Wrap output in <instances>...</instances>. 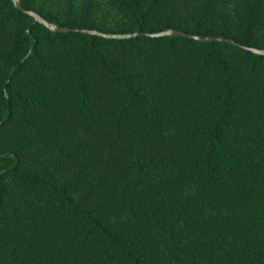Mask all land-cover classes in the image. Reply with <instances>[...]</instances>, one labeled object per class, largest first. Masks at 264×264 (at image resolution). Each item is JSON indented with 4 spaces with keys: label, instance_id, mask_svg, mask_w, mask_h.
I'll use <instances>...</instances> for the list:
<instances>
[{
    "label": "trees",
    "instance_id": "1",
    "mask_svg": "<svg viewBox=\"0 0 264 264\" xmlns=\"http://www.w3.org/2000/svg\"><path fill=\"white\" fill-rule=\"evenodd\" d=\"M18 2L138 34L0 0V264H264V0Z\"/></svg>",
    "mask_w": 264,
    "mask_h": 264
},
{
    "label": "water",
    "instance_id": "2",
    "mask_svg": "<svg viewBox=\"0 0 264 264\" xmlns=\"http://www.w3.org/2000/svg\"><path fill=\"white\" fill-rule=\"evenodd\" d=\"M12 4L20 9L21 11L27 13L32 17L34 21H37L44 25L46 28H48L51 31L55 32H61V31H80L88 34H96V35H101L103 37H110V38H128L131 36H135L138 33L132 32V33H125V34H118V33H102L98 32L96 30H88V29H78V28H68V27H57L55 24L48 22L44 20L39 14L31 11V10H24L20 7L18 0H11ZM150 36H162V35H180L184 36L187 38H192L198 41H222L230 44H235L231 39L223 38V37H212V36H207V37H200L197 35H191L185 32H182L180 30H175V29H166L163 31L155 32L149 34ZM246 49H249L252 52L258 53V54H264V50L262 49H255V48H250V47H245Z\"/></svg>",
    "mask_w": 264,
    "mask_h": 264
}]
</instances>
